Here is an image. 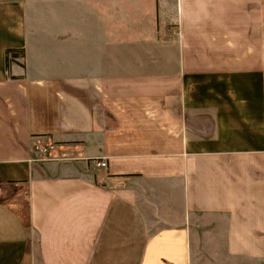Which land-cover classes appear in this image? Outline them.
<instances>
[{"label":"crops","instance_id":"0c3cea01","mask_svg":"<svg viewBox=\"0 0 264 264\" xmlns=\"http://www.w3.org/2000/svg\"><path fill=\"white\" fill-rule=\"evenodd\" d=\"M0 264H264V0H0Z\"/></svg>","mask_w":264,"mask_h":264},{"label":"built area","instance_id":"2783aa9c","mask_svg":"<svg viewBox=\"0 0 264 264\" xmlns=\"http://www.w3.org/2000/svg\"><path fill=\"white\" fill-rule=\"evenodd\" d=\"M32 148L35 152V156L29 159L30 162L45 161L52 159L50 153L56 148V144L52 141H45L44 139H33ZM95 166L97 168H105L107 166L106 158L95 159Z\"/></svg>","mask_w":264,"mask_h":264}]
</instances>
